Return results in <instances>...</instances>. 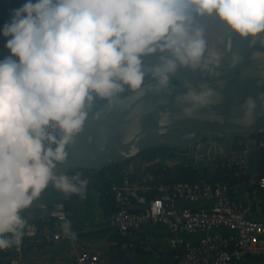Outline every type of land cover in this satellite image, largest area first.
<instances>
[{
  "label": "clouds",
  "instance_id": "clouds-1",
  "mask_svg": "<svg viewBox=\"0 0 264 264\" xmlns=\"http://www.w3.org/2000/svg\"><path fill=\"white\" fill-rule=\"evenodd\" d=\"M0 35L9 52L0 60L5 250L21 243L27 210L50 186L85 198L81 173L58 168L90 116L99 119L97 104L127 110L148 95L171 94L181 70L213 78L236 68L234 39L264 47V0H26ZM184 84L176 103L185 116L222 100L207 83L199 91ZM255 107L249 98L238 123L251 126Z\"/></svg>",
  "mask_w": 264,
  "mask_h": 264
},
{
  "label": "built area",
  "instance_id": "built-area-1",
  "mask_svg": "<svg viewBox=\"0 0 264 264\" xmlns=\"http://www.w3.org/2000/svg\"><path fill=\"white\" fill-rule=\"evenodd\" d=\"M260 138L258 148H263L264 162V136ZM190 159L193 162L189 164L199 176L195 182L164 183L163 177L156 174L179 164V158L145 161L139 156L124 162L119 176L107 171L104 176L107 188L102 190L103 184L94 179L90 186L94 183L97 186L88 187L85 196L92 199L89 212L93 225L98 226L95 228L121 238L147 226L160 229L166 240L158 246V252L171 254L173 264H253V258L264 260V176L237 184L251 187L247 202L228 181L211 180L222 164L238 166L237 177H251L239 162ZM107 197H112L114 210L103 214L101 205L107 203ZM43 208L47 209L48 221L38 223L26 218L30 227L21 243L1 250L7 257L14 255L10 264H20L27 248L38 250L46 245H65L72 264L121 262L119 257L124 254L121 249L114 247L108 254L103 253L97 250L92 239L84 238L86 231L72 230V216L66 210V201H54ZM65 223L67 229L63 227Z\"/></svg>",
  "mask_w": 264,
  "mask_h": 264
},
{
  "label": "water",
  "instance_id": "water-1",
  "mask_svg": "<svg viewBox=\"0 0 264 264\" xmlns=\"http://www.w3.org/2000/svg\"><path fill=\"white\" fill-rule=\"evenodd\" d=\"M25 2L0 0V33L9 21L11 11ZM233 46L239 50L242 61L236 68L222 71L220 76L208 78L181 70L174 78L177 84H173L171 94L148 95L130 104L127 110L109 112L102 108L104 102L97 104L94 112L100 113L99 119L90 116L86 121L83 132L71 149L69 160L58 168V174L70 175V170L82 169L81 179L87 181V191L97 171L127 162L141 151L159 146L177 149L178 155L195 157L198 162L228 159L239 162L249 174L264 171L263 148H258L260 137L264 136V47L260 44L250 47L239 39L233 40ZM7 55L6 47H0V60ZM185 81L197 91L201 83H207L222 100L192 117L185 116L176 103V96L188 91ZM249 98L256 104L255 120L251 126H244L238 121L244 116ZM164 115L169 122L165 119L163 124L161 119ZM213 142L217 144L211 145ZM78 198L79 195H65L50 186L27 210L25 217L33 222L46 223L47 209L43 206L60 200L74 205L80 202ZM84 227L90 228L89 222H82L77 210H74L72 230L81 231ZM119 258L121 262L117 264H147L140 261V252L132 249Z\"/></svg>",
  "mask_w": 264,
  "mask_h": 264
},
{
  "label": "crops",
  "instance_id": "crops-1",
  "mask_svg": "<svg viewBox=\"0 0 264 264\" xmlns=\"http://www.w3.org/2000/svg\"><path fill=\"white\" fill-rule=\"evenodd\" d=\"M258 172L255 174H251L250 178H255ZM240 183V182H239ZM250 186L243 185L235 186L237 195L243 201H250ZM86 196L83 199V204L80 202L76 204L77 212L82 222H89L90 228L84 227L83 230L86 231V235H83L84 238L92 239V242L96 244V248L98 251L103 253H107L112 248L117 247L118 249L123 250V252L132 249L133 251L140 252L141 258L140 261L146 262L147 264H173L171 254L164 255L158 252V246L165 242L166 236L162 234L160 229H150V227H144L138 232H133L131 235L126 237L125 242L118 245V240H114L112 236L109 234L108 230H98L96 229L98 226L93 225V221L90 216V207L92 204V199L89 197V202L86 207L85 202ZM81 201V200H80ZM102 213L105 214L107 211L105 210L106 205H101ZM262 212L264 214V207L262 208ZM26 218V217H25ZM96 227V228H95ZM102 227V225L100 226ZM126 245V246H125ZM69 255V249L66 248L65 245H46L41 246L38 250H32L31 248H27L24 251L23 257L21 259L20 264H72L73 259ZM13 256H5L0 259V261L8 260V264H10V259H13ZM255 261V258L252 259ZM255 262H253L254 264ZM107 264V263H106Z\"/></svg>",
  "mask_w": 264,
  "mask_h": 264
},
{
  "label": "trees",
  "instance_id": "trees-1",
  "mask_svg": "<svg viewBox=\"0 0 264 264\" xmlns=\"http://www.w3.org/2000/svg\"><path fill=\"white\" fill-rule=\"evenodd\" d=\"M5 44H6L5 38L2 35H0V47L5 46ZM174 84L175 85L177 84L176 80H174ZM177 153H179V152H177V150H175L173 148H169L166 146H159V147L145 149V150L141 151L138 156H139V158H142L145 161H151V160L156 159V158H161L162 160L179 158V160H181V162L179 164H176L172 167H166L165 170L162 171V173L161 172L156 173L157 175L160 174L163 177L162 181L164 183H169V182H173V181H186V182L197 181L199 179L198 173H197L196 169L193 168L191 166V164H189V163L193 162V160H191L187 156L178 157ZM181 153H185V152L181 151ZM123 164H124V162L112 164V165L104 167L103 169H101L95 173V180H97L99 183L103 184V186L101 187L102 190L108 187V183L104 177L105 173L108 171V172L114 174L115 176H119ZM77 171L83 172L82 169H72V170H70V174H73ZM238 171H239V168L235 164H230V165L222 164L216 170V172L212 176L211 180L212 181H216V180H220V179L226 180L230 183L231 187L234 189V187L237 184H239L240 181L249 179V175L237 177L236 173ZM153 172H156V171H153ZM263 176H264V171L259 170L256 178H260ZM95 186H97V184L94 183L89 188H92ZM80 199L81 198H78L79 201H80ZM107 200H108L107 203H105V205L107 206V207H105V210L107 211V213H110V212H112V210H114L113 199H112V197H107ZM85 202H86V207H87L88 202H89L88 197H86ZM78 203L79 202H76L74 205H72L66 201V210L70 216H72V213L74 210H77L76 204H78ZM112 238L114 240L119 241V246L121 244H123L126 240L125 238H121L119 235H112ZM5 256H6V254L0 250V259L5 257ZM255 263L256 264H264V260L262 258L256 257Z\"/></svg>",
  "mask_w": 264,
  "mask_h": 264
},
{
  "label": "rangeland",
  "instance_id": "rangeland-1",
  "mask_svg": "<svg viewBox=\"0 0 264 264\" xmlns=\"http://www.w3.org/2000/svg\"><path fill=\"white\" fill-rule=\"evenodd\" d=\"M81 203L83 204V199H81L80 204H81ZM0 264H8V260H6V261H3V260H2V261L0 262Z\"/></svg>",
  "mask_w": 264,
  "mask_h": 264
},
{
  "label": "flooded vegetation",
  "instance_id": "flooded-vegetation-1",
  "mask_svg": "<svg viewBox=\"0 0 264 264\" xmlns=\"http://www.w3.org/2000/svg\"><path fill=\"white\" fill-rule=\"evenodd\" d=\"M207 140H202V142H206ZM175 150H177V149H175ZM177 152H179V151H177ZM71 175V174H70Z\"/></svg>",
  "mask_w": 264,
  "mask_h": 264
}]
</instances>
